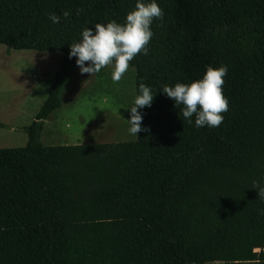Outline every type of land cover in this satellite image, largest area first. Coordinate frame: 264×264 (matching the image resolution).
I'll list each match as a JSON object with an SVG mask.
<instances>
[{
    "label": "trees",
    "instance_id": "1",
    "mask_svg": "<svg viewBox=\"0 0 264 264\" xmlns=\"http://www.w3.org/2000/svg\"><path fill=\"white\" fill-rule=\"evenodd\" d=\"M147 54H136L134 140L45 146L44 120L75 73L85 27L123 23L136 0H0V44L60 52L48 95L0 148V264H264V0H156ZM69 11L68 18L60 15ZM60 16L52 23L50 14ZM227 66L228 110L194 126L160 90Z\"/></svg>",
    "mask_w": 264,
    "mask_h": 264
},
{
    "label": "rangeland",
    "instance_id": "2",
    "mask_svg": "<svg viewBox=\"0 0 264 264\" xmlns=\"http://www.w3.org/2000/svg\"><path fill=\"white\" fill-rule=\"evenodd\" d=\"M59 59L60 52L17 50L0 44V148L25 145L23 128L31 124L47 97ZM111 71L106 66L88 78L75 67L62 105L44 120L40 138L45 146L136 138L127 132L125 120L135 96V70L129 65L117 82L112 81Z\"/></svg>",
    "mask_w": 264,
    "mask_h": 264
},
{
    "label": "clouds",
    "instance_id": "3",
    "mask_svg": "<svg viewBox=\"0 0 264 264\" xmlns=\"http://www.w3.org/2000/svg\"><path fill=\"white\" fill-rule=\"evenodd\" d=\"M60 15L68 18L70 12L65 10ZM162 15L156 0H136L135 7L126 13L123 23L108 21L83 28L79 39L69 45L68 57H75L79 72L87 74L88 78L110 66L111 79L117 82L129 69V61L136 54H147V44L153 35L150 25L154 18ZM49 19L52 23H59L60 16L52 13ZM227 71L225 65H209L201 78L190 83L163 85L160 90L174 101L175 107L182 106L179 117L192 124L194 116L196 128H215L223 121L221 113L228 110V101L221 89ZM153 97L150 87L143 83L138 86V92L128 107L129 117L125 119L129 135L138 137L137 133L145 130L141 127L142 114L138 109L150 106ZM254 188L260 200L264 201V186L256 185Z\"/></svg>",
    "mask_w": 264,
    "mask_h": 264
}]
</instances>
